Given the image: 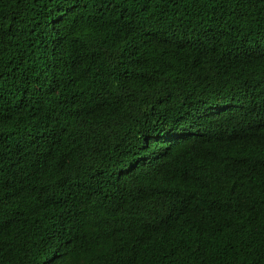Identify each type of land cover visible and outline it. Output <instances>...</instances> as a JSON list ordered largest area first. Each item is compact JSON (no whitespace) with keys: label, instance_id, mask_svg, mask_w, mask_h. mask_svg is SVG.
<instances>
[{"label":"trees","instance_id":"obj_1","mask_svg":"<svg viewBox=\"0 0 264 264\" xmlns=\"http://www.w3.org/2000/svg\"><path fill=\"white\" fill-rule=\"evenodd\" d=\"M0 264H264V0H0Z\"/></svg>","mask_w":264,"mask_h":264}]
</instances>
